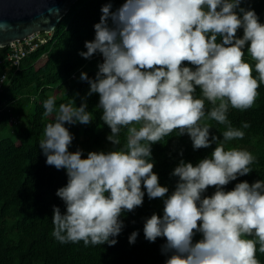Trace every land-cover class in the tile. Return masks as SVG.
Wrapping results in <instances>:
<instances>
[{
  "label": "clouds",
  "instance_id": "clouds-1",
  "mask_svg": "<svg viewBox=\"0 0 264 264\" xmlns=\"http://www.w3.org/2000/svg\"><path fill=\"white\" fill-rule=\"evenodd\" d=\"M243 5L244 0H123L114 10L111 3L101 6L94 37L78 55H99L102 62L94 77L80 73L88 90L79 106L78 93L58 108L52 96L42 104L53 120L44 127L39 149L46 165L67 176L55 193L64 210L52 206L55 240L114 246L125 227L122 212L141 206L147 195L163 204L162 214L143 220L145 240H164L163 264H260L264 179L225 188L252 172L254 161L247 150L225 148L224 142L242 139V129L249 127H233L229 107L250 108L264 83V22ZM245 52L254 65L245 62ZM93 94L113 147L86 155L81 148L69 151L74 136L66 125L92 122L87 98ZM205 116L226 126L222 141L200 122ZM174 129L189 137L193 150L215 147L195 164L179 159L170 192L153 172L151 147ZM210 186L214 191L204 195ZM138 234L128 236L130 245Z\"/></svg>",
  "mask_w": 264,
  "mask_h": 264
},
{
  "label": "trees",
  "instance_id": "trees-1",
  "mask_svg": "<svg viewBox=\"0 0 264 264\" xmlns=\"http://www.w3.org/2000/svg\"><path fill=\"white\" fill-rule=\"evenodd\" d=\"M105 3H111L114 10L123 0H78L45 38L44 44L21 59L17 68L9 67L6 62L9 49H0V78L4 76L0 87V138L4 137L0 139V264H163L165 257L160 253V246L164 240L157 238L150 243L143 235L144 218L154 212L162 214L160 198L149 200L145 195L141 206L131 212H122L125 227L114 246H85L83 241L61 244L52 236V206L64 210L63 202L55 193L66 184L67 176L63 169L46 165V158L39 149L44 127L53 120V114L45 115L42 104L52 96L58 108L60 103H70L78 93L76 105L79 106L88 84L74 76H79L86 67L87 75L94 77L102 58L94 55L84 59L78 52L86 51L84 42L93 39V25L99 21L100 8ZM243 6H251L264 22V0H244ZM240 34L238 31L237 35ZM243 59L254 65L248 54ZM252 75L258 78L254 69ZM256 91L250 108L229 107L227 113L233 127H241L242 122H247L249 127L242 129V139L224 142L225 148L247 150L254 161L249 165L252 172L230 182L226 190H231L241 180L251 184L264 179V83H260ZM194 95H200L198 89ZM97 103V94L87 98L91 123L66 125L74 136L69 151L81 148L86 155L88 151L112 149L106 140L110 129L100 119L102 110L95 107ZM205 107H210L207 101ZM200 122L208 124L210 131L223 140L225 125L207 116ZM125 135L122 129L118 137L121 146ZM214 147L193 150L189 137L178 135V130L174 129L151 147L153 172L158 175L159 183L171 192L176 178L170 173L179 159L195 164L210 155ZM213 191L214 186H210L204 195H211ZM133 231L139 234L130 245L128 236ZM196 237L198 239L199 235ZM256 258L264 264V253L257 250Z\"/></svg>",
  "mask_w": 264,
  "mask_h": 264
},
{
  "label": "water",
  "instance_id": "water-1",
  "mask_svg": "<svg viewBox=\"0 0 264 264\" xmlns=\"http://www.w3.org/2000/svg\"><path fill=\"white\" fill-rule=\"evenodd\" d=\"M78 0H0V49L52 33Z\"/></svg>",
  "mask_w": 264,
  "mask_h": 264
},
{
  "label": "built area",
  "instance_id": "built-area-1",
  "mask_svg": "<svg viewBox=\"0 0 264 264\" xmlns=\"http://www.w3.org/2000/svg\"><path fill=\"white\" fill-rule=\"evenodd\" d=\"M47 35H40L36 34L30 38H27L24 41L16 42L9 48L6 62L9 64V67H18L19 62L29 53L34 52L39 46L44 44L45 38L49 36ZM74 78V77H72ZM4 80V76L0 78V87Z\"/></svg>",
  "mask_w": 264,
  "mask_h": 264
},
{
  "label": "rangeland",
  "instance_id": "rangeland-1",
  "mask_svg": "<svg viewBox=\"0 0 264 264\" xmlns=\"http://www.w3.org/2000/svg\"><path fill=\"white\" fill-rule=\"evenodd\" d=\"M244 56H247V54H245ZM87 71H88V70H87V68L85 67L83 72L86 73ZM79 76H80V74H79ZM79 76H74V77H75V79L77 80V79L79 78ZM2 138H4V137H2ZM2 138H0V139H2ZM199 238H200V237H198V239H199ZM194 239H197V237L195 236Z\"/></svg>",
  "mask_w": 264,
  "mask_h": 264
}]
</instances>
